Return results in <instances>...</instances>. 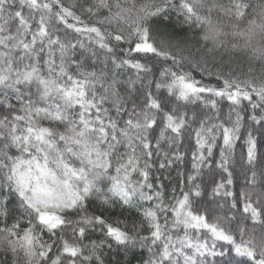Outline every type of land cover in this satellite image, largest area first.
Instances as JSON below:
<instances>
[{
    "label": "snow or ice",
    "instance_id": "snow-or-ice-1",
    "mask_svg": "<svg viewBox=\"0 0 264 264\" xmlns=\"http://www.w3.org/2000/svg\"><path fill=\"white\" fill-rule=\"evenodd\" d=\"M0 264H264V0H0Z\"/></svg>",
    "mask_w": 264,
    "mask_h": 264
}]
</instances>
